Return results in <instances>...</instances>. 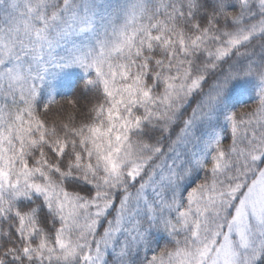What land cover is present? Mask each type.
I'll list each match as a JSON object with an SVG mask.
<instances>
[{
  "label": "snow or ice",
  "instance_id": "6c2138e0",
  "mask_svg": "<svg viewBox=\"0 0 264 264\" xmlns=\"http://www.w3.org/2000/svg\"><path fill=\"white\" fill-rule=\"evenodd\" d=\"M0 264H264V0H0Z\"/></svg>",
  "mask_w": 264,
  "mask_h": 264
}]
</instances>
